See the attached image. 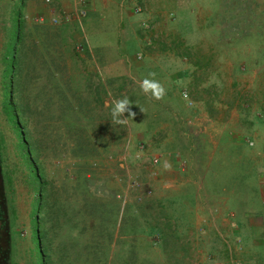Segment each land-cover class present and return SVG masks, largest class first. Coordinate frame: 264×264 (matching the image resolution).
I'll use <instances>...</instances> for the list:
<instances>
[{"label": "rangeland", "instance_id": "rangeland-1", "mask_svg": "<svg viewBox=\"0 0 264 264\" xmlns=\"http://www.w3.org/2000/svg\"><path fill=\"white\" fill-rule=\"evenodd\" d=\"M14 4L19 6L24 38L23 132L35 148V165L44 181L45 204L39 212L45 217L42 225L52 264H84L79 228L90 214L89 226L94 227L85 239L95 234L99 264H187V219L199 215L194 204L206 195L201 187L207 185L206 199L214 203L219 192H211L216 189L212 181L226 187L232 168L226 167L225 158L205 167L211 149H204L205 159L197 140L187 144V116L194 110L188 102H204L211 116L225 119L226 111L217 107L246 98L256 83L263 86L264 57L256 62L248 42L216 43L206 28L212 15L191 21L187 14L176 15L173 5L152 22L140 0H0V58ZM77 10L84 12L80 19ZM55 13L61 20L53 24L50 17ZM151 55L160 63L149 60ZM187 60L192 72H199L190 83L192 97L187 87L173 93L166 79L173 66L187 70ZM113 63L118 64L117 73L111 75ZM1 69L0 60V74ZM145 78L158 82L165 94L157 99L145 93L140 86ZM1 91L0 264H35L36 188L18 132L1 109ZM125 97L130 98L132 118L125 116L127 111L114 118L115 101ZM177 97L187 99L189 112ZM157 101L171 110L153 109ZM176 120L184 129L179 142ZM161 123L173 127L159 128ZM169 132L180 150L197 148L190 158L181 159V167L175 166L182 181L175 191L152 189L147 195L144 188L151 186L156 171L151 175L144 170L149 166L144 151L159 154L153 137H167ZM204 170L220 173L211 179ZM187 171L193 172L195 186L185 183ZM200 259L197 255L196 264H202Z\"/></svg>", "mask_w": 264, "mask_h": 264}, {"label": "crops", "instance_id": "crops-1", "mask_svg": "<svg viewBox=\"0 0 264 264\" xmlns=\"http://www.w3.org/2000/svg\"><path fill=\"white\" fill-rule=\"evenodd\" d=\"M140 1L145 3L146 18H151L152 22L166 14L167 7L172 5L176 15L187 14L188 18L193 21L194 19L198 20L197 15H211L221 3V0ZM181 4L184 5L179 9L178 5ZM154 57L155 59H153ZM154 57L151 55L148 59L155 61V64L160 63L157 60L159 58ZM177 61L186 63L184 60L178 59ZM190 63L187 60V70L177 68V66L172 67L170 64V67L176 68L172 69L166 78L173 93L179 88L187 87L192 97L190 83L193 76L198 75L199 72L193 73L189 68ZM116 65L118 66V64H112L111 75L117 73V70L114 69ZM213 74L215 78L220 77L217 72ZM246 96L231 105H221L220 107L223 108L217 107L219 110L226 111L225 119L211 116L203 107L204 102L199 100L192 102L191 106L194 110L187 116V130L190 133L187 134V143H194L193 141L197 140L200 144L199 151L205 159L204 149H211L210 154L207 155V163L203 164L205 167L214 159L221 158L223 160L225 158L226 167H232L230 171H234L237 167L236 170H239L237 174H241L245 170L249 176L247 181L240 182L234 173L226 187L215 190L219 193L215 196L214 203H211L213 200L206 199L207 189L202 185V191L206 195L194 204L199 215L197 217L189 216L187 219V225L190 224L187 226L190 228V231H187V264H196L194 259L197 255L201 256L202 264H264V84L260 86L259 83H256L248 90ZM186 101L177 97V102L183 110H188ZM158 102L153 109L157 111L171 110L170 106L158 105ZM245 107L250 109L253 121L251 129L248 131L242 128L240 120L241 111ZM166 126L169 129L173 127L170 123H161L159 128ZM171 132L167 137H153L160 161L153 167L150 165L144 167L146 171L152 170L150 171L151 175L154 173L153 170L156 171V177L152 179L151 184L149 183L151 186L144 188L147 195L151 194L152 189L155 191L160 189L162 192L175 191L182 184L181 176L177 174L179 170H175V166L181 167V159L190 158L191 156H188L190 151L197 148L192 145L187 150H180L181 148L174 143L176 140H173ZM229 147L231 152L226 154L230 150ZM225 148L228 149L225 150ZM145 159L147 160V157ZM182 170L184 169L182 168ZM208 171L204 170L203 174L206 175ZM212 173L218 175L220 170ZM193 180V172L187 171L185 183L195 186ZM242 190L245 192L239 194ZM193 223L197 224L196 228L192 226ZM192 228L193 230H191Z\"/></svg>", "mask_w": 264, "mask_h": 264}, {"label": "trees", "instance_id": "trees-1", "mask_svg": "<svg viewBox=\"0 0 264 264\" xmlns=\"http://www.w3.org/2000/svg\"><path fill=\"white\" fill-rule=\"evenodd\" d=\"M20 3L19 6H21ZM17 4L12 6L11 22L12 26L7 29L6 40L1 55V74H0V87H1V104L2 110L10 121L13 122L18 135H19V147L24 151L26 163L29 168V174L31 177V183L36 188V200L32 223L34 225V239L32 240L34 246L35 264H52L51 258L48 254V246L46 245V230L42 223H44L45 217L43 211L39 212L45 204L44 193V181L39 172V167L35 165V148L33 145H29V141L25 133L23 132L24 124L26 123L25 106L21 100L22 96V64H23V42L24 38L21 33L22 21L19 18L20 10ZM212 17L207 18L206 28H209L212 33V38L216 43L236 44L248 42L253 45L254 52L257 56L256 62L262 60L264 57V0H221L219 7L211 14ZM101 66L102 63L100 62ZM104 66V65H103ZM52 74V73H51ZM54 74V72H53ZM120 88V87H119ZM142 97V96H141ZM130 99V98H129ZM140 101L143 100L139 99ZM189 107L192 102L189 103ZM207 104V102H206ZM134 108V106H133ZM130 109V108H129ZM126 112V111H125ZM212 112V109H209ZM132 118L133 111H127L125 116ZM241 126L245 130H250L252 126V114L248 107L243 108L241 111ZM174 128L177 134V141H182L184 132L183 127L180 125L179 120L175 122ZM188 144V143H187ZM37 151V150H36ZM217 170H209L208 174L211 179H214ZM239 170L230 171L227 177V184L230 183L234 173L240 182L247 181L249 176L245 173V170L241 174H237ZM207 174V175H208ZM212 184L216 186V189H220L222 186H218L217 180L214 179ZM242 185V184H241ZM205 188L209 190L204 183ZM212 186V185H211ZM243 186V185H242ZM214 188H211V192H215ZM213 192V193H214ZM245 191H240V194ZM93 215L90 214L83 218V226H81L80 233L81 243L84 240L82 253L84 264H99L96 258L97 238H94L95 234H92L89 239H85L90 231V227H94L93 224L89 226L90 218ZM82 219V218H81ZM80 259V256H78ZM11 264H18L13 262ZM104 264H106L104 262Z\"/></svg>", "mask_w": 264, "mask_h": 264}, {"label": "clouds", "instance_id": "clouds-1", "mask_svg": "<svg viewBox=\"0 0 264 264\" xmlns=\"http://www.w3.org/2000/svg\"><path fill=\"white\" fill-rule=\"evenodd\" d=\"M140 86L145 93H151L157 99L164 95V88L154 80L145 78L142 80ZM188 103H190V101ZM130 104L131 103L128 97L116 100L112 107V116L118 119L125 111H130Z\"/></svg>", "mask_w": 264, "mask_h": 264}, {"label": "built area", "instance_id": "built-area-1", "mask_svg": "<svg viewBox=\"0 0 264 264\" xmlns=\"http://www.w3.org/2000/svg\"><path fill=\"white\" fill-rule=\"evenodd\" d=\"M52 1L53 0H45V2H47L49 4L52 3ZM137 10L140 11V7H137ZM53 14H54V11H53ZM83 14H84V12L82 10H79V11L77 10L76 11V16H77L78 19H80V16H82ZM40 19H41V21H44V19L42 17ZM60 20L61 19L59 18V16H57L56 13H55V15L50 17V21L53 24L59 23ZM146 27H148V24H146L145 28ZM184 96H187V95L184 94ZM144 153H145V156L147 157V161H148V163H149V165L151 167H153V166H155V165H157L159 163L160 158H159V156L157 154L156 155L155 154H151L150 156H148L145 151H144ZM150 171H152V170H150ZM123 197L125 198V195ZM204 264H208V263H204Z\"/></svg>", "mask_w": 264, "mask_h": 264}]
</instances>
